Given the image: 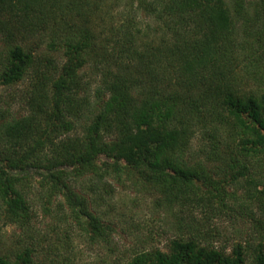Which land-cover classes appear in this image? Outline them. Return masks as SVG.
<instances>
[{
	"label": "trees",
	"instance_id": "16d2710c",
	"mask_svg": "<svg viewBox=\"0 0 264 264\" xmlns=\"http://www.w3.org/2000/svg\"><path fill=\"white\" fill-rule=\"evenodd\" d=\"M1 44L0 264H79L119 190L208 232L226 186L264 200V0H0ZM252 220L232 253L191 234L125 264H264Z\"/></svg>",
	"mask_w": 264,
	"mask_h": 264
},
{
	"label": "rangeland",
	"instance_id": "374dc122",
	"mask_svg": "<svg viewBox=\"0 0 264 264\" xmlns=\"http://www.w3.org/2000/svg\"><path fill=\"white\" fill-rule=\"evenodd\" d=\"M122 4L124 5V2ZM26 84L28 83L22 84L20 90L24 89ZM1 93L4 95L6 90ZM216 166L217 164H212L213 168ZM221 176L224 178L223 172ZM215 178L218 179L219 176ZM261 189L262 187L259 188ZM226 190L233 195V202L230 208L224 209L220 219L213 220L211 227L215 229H209L210 232L205 229L206 225L193 227L192 219L185 214L178 217L179 221L171 211L164 207H155V198L158 196L156 194L151 198L142 193L137 194L134 190H119L109 201L110 207L103 206L101 211L108 214L107 225L112 228L109 245L92 243L90 239L80 236L78 230L75 231L73 237L80 240L76 243L77 256L81 258L79 264H125L134 253L153 249L168 251V241L191 234L202 237L217 249L232 253L236 244L246 245L245 240L249 237L246 231L248 226H252V219L261 217L264 200L258 204L254 194L262 199L263 196L259 191L251 192L252 186L245 181L226 186ZM196 214L201 217L199 212ZM43 221L49 223V220ZM187 225L191 227H186ZM41 227H44V224H41ZM13 230L12 227L7 228L9 233Z\"/></svg>",
	"mask_w": 264,
	"mask_h": 264
}]
</instances>
